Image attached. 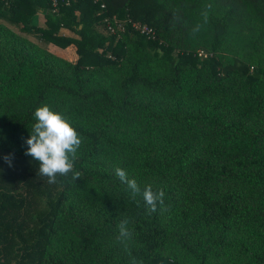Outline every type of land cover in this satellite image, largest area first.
Returning <instances> with one entry per match:
<instances>
[{"label":"trees","instance_id":"1","mask_svg":"<svg viewBox=\"0 0 264 264\" xmlns=\"http://www.w3.org/2000/svg\"><path fill=\"white\" fill-rule=\"evenodd\" d=\"M45 104L82 137L76 181L25 155ZM125 218L142 264H264V0H0V264H130Z\"/></svg>","mask_w":264,"mask_h":264},{"label":"clouds","instance_id":"2","mask_svg":"<svg viewBox=\"0 0 264 264\" xmlns=\"http://www.w3.org/2000/svg\"><path fill=\"white\" fill-rule=\"evenodd\" d=\"M211 8L212 5L208 4L200 13L202 22L196 23L191 28L193 36L208 23ZM173 19L177 23L183 22V18L178 13L174 14ZM34 119L30 137L25 141L28 146L25 155L38 162V174L46 177L49 184H57L58 177H68L70 174L71 179L76 181L81 177L79 171H74L78 150L82 144L80 133L63 114L52 110L46 104L35 110ZM13 159V154L3 157L9 167L13 166ZM114 171L119 181L126 185L131 198L135 200L140 197L143 200L148 215L157 211L160 213L168 211V206L165 204L166 193L162 188L154 189L151 184L142 188L136 179L129 177L125 169L116 167ZM130 224L131 220L128 218L119 222L116 240L123 245L130 257V264H142V261L132 255L131 244L134 240V231Z\"/></svg>","mask_w":264,"mask_h":264},{"label":"built area","instance_id":"3","mask_svg":"<svg viewBox=\"0 0 264 264\" xmlns=\"http://www.w3.org/2000/svg\"><path fill=\"white\" fill-rule=\"evenodd\" d=\"M57 2L58 0H52L53 8H56ZM101 8H104V5H102ZM105 22L107 24L106 25L107 30L111 33H115L116 31L125 30L124 24L120 22L119 20L117 21L114 19L113 22H110L108 19H106ZM131 27L137 30L140 34H143L146 37H148V39L154 40L156 38L155 32L151 28L147 27L146 25H141L139 23H132Z\"/></svg>","mask_w":264,"mask_h":264},{"label":"rangeland","instance_id":"4","mask_svg":"<svg viewBox=\"0 0 264 264\" xmlns=\"http://www.w3.org/2000/svg\"><path fill=\"white\" fill-rule=\"evenodd\" d=\"M38 24H39V26H44V24H45V19H44L43 15H41V14H39V16H38ZM96 29L102 34H107L105 32V30L100 26L97 27ZM61 32L67 36H74L71 32H69L68 30H65V29H63ZM30 38H31V40L35 41L34 38H32V37H30ZM56 53L57 54L59 53L58 54L59 56L67 58L68 60H72V61L75 59V56H76L75 55L76 51H75V48L73 46H70L65 50L64 49H58L56 51Z\"/></svg>","mask_w":264,"mask_h":264}]
</instances>
